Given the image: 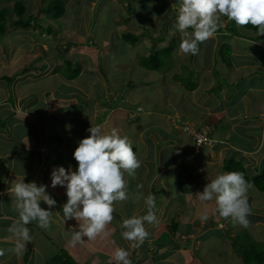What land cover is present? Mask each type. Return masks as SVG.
I'll list each match as a JSON object with an SVG mask.
<instances>
[{"label":"crops","instance_id":"1","mask_svg":"<svg viewBox=\"0 0 264 264\" xmlns=\"http://www.w3.org/2000/svg\"><path fill=\"white\" fill-rule=\"evenodd\" d=\"M64 1L65 12L60 18L63 22L61 21L59 28L62 30V34L59 33V35L65 36L67 34L68 39L71 40L70 34H72L78 43L82 44L86 40L89 43L90 37L88 34L92 32V27L85 20L94 15L95 4L98 0ZM111 1L114 2L115 0ZM123 2L126 5V0ZM140 2V6L154 5L155 12H158V4H161L163 0H158L159 3H155V0H140ZM165 7L169 9L168 6H163L164 9ZM101 9L96 14L98 17L102 12ZM124 12L128 14V19H137L135 16H131L126 9H124ZM26 14L28 15L29 12ZM41 14L44 13H39V18L43 17ZM143 14L141 12L138 19ZM13 31L17 32L18 29ZM19 32L28 40V43L21 45L19 41L14 40L18 45L15 43L13 45H16L15 47L19 50L29 52V54L37 53V58L33 62L30 61L28 66H23V68L22 62H24L26 55L22 56V59L16 60L17 58H14V61L11 62L13 56L7 58L8 55H6L5 57L4 51L2 52L0 48V160L5 165V171L0 182V248L5 249L4 243L9 245V248L14 247V243L4 242V237L9 235L6 231L7 228L18 219V213L12 207L14 197H11L8 192L12 182L16 179L24 178L26 183L35 182L37 186L41 184L46 186V192L57 203L49 209L44 201H40V206L52 211L56 222L47 230L39 227L37 222L28 224L27 227L30 229L33 240L26 244V251L20 256L13 252H5L4 256H0V264L1 261L5 260H7L5 264H44L61 248L68 251L79 264H83L85 259L93 260L90 264H115L111 257L117 247L129 251L130 256L134 254L137 255L136 258L140 257V262L137 264H151L154 257L151 256L152 258L148 259L146 243L138 249H133L130 242L122 238L121 232L123 229L120 225L125 216L118 213H116V217L113 215V224L118 228L117 232H110V235L106 237L98 236L94 240H88L86 236H82L83 243H77L75 246L71 243L73 231H79V222L75 218L64 221L62 211L63 204L67 202L66 187L58 185L53 188L51 186V173L60 166H63L66 171L77 169L78 162L74 159L73 152L78 146V142L90 135L87 130L91 126L99 125L102 131H110L115 127L121 135H126L129 138L135 148V153L142 161L137 173L149 172L154 167L155 171L150 176V179L154 181L148 185V190L143 191L141 189L142 192H147V195L156 196L162 193L164 187H161L160 184L161 175L168 174L166 170L171 169L173 166V164L166 166L161 163L160 166L162 167L157 169L156 166L159 165L153 158L157 155L161 157L163 154L161 149L159 150V140L160 143H166L169 148L174 147V144H176L179 158L182 154H185L188 159H195L198 155L200 166L205 168L202 180L196 184V187L193 186L192 190L187 192L177 191L180 195L178 197L175 196L176 193H169L166 196L162 194V197L159 198V209L155 210L162 220L172 223L174 221H170L168 217L170 214L175 215L176 207L172 206L168 214L167 206L172 201L176 202V199H180V207L183 210L178 209L177 215L179 217H176L175 223L181 233L184 231L181 230L180 224L185 223L188 225L189 222H192L191 225L196 224L197 217H201L206 212H215L214 201L201 203L195 195L203 190L198 189V186L202 185L203 182L208 183L217 174L226 172L222 167L224 159L234 158L240 160L251 175L260 172L264 168V84L262 87H256L252 82H247L255 74H260V72L258 73L259 66L255 61V63H251L247 56H242L241 59L232 58L230 68L236 69L239 67L240 69L235 74L230 70L225 71L226 76L223 77L225 80L219 81L220 84L217 89H214L213 86L215 81L212 77L216 76L211 74V67L203 69L202 64L198 67L194 65L192 77L196 82L195 89L187 90L181 83L176 81V85L172 84V94L166 100L165 106L161 107L157 103L150 106L147 102L152 99H148L142 102L141 105H137L142 107L138 112L129 107V105L135 106L129 102L119 105L116 109L107 110V107L100 108L95 103L89 102L90 96L93 95L91 94L93 75L89 79H85L87 82L83 79L81 81L76 79L81 73L74 79H67L57 69L63 65L65 66V59L67 58L63 57L62 59L60 51L64 47L67 52L69 46L65 47V44L60 45L56 41L49 44V42L38 40L45 37V32H41L39 27H35L33 23L23 33L22 31ZM218 33L221 32L218 31ZM232 34L228 32L225 35L230 36L228 43L231 47V55L234 57L239 49L236 42L235 46L232 43ZM36 35H38L37 40ZM234 38L235 41L244 44L246 42H256L258 46H262L264 49V39L258 38L255 32L249 38L238 34L234 35ZM56 39L55 37L54 40ZM62 40L64 42L63 38ZM144 42L145 39L142 40L141 44L146 47L145 51L148 52L153 45L150 43L148 48ZM71 47L72 51L77 49L74 45ZM212 49L216 61L218 50L214 51L213 44ZM89 53L90 57L94 59L95 53L92 50ZM192 57L189 56V64L194 61V57ZM80 65L82 67L81 72L93 73L94 70L91 71L90 66L85 63H80ZM170 67L165 72L173 68ZM178 73H181V70ZM204 75L208 79L202 83ZM78 79L80 78L78 77ZM240 81L244 83L238 86ZM173 88L175 92H173ZM201 90L204 94H199ZM252 92L254 93L251 94ZM93 93L98 96L97 92ZM257 94L259 95L258 98H256ZM205 95L213 97L217 104H208L206 98H204ZM235 95L237 98L240 97L239 100L242 104H237ZM97 96L96 98H98ZM176 96H181L183 100H186L184 103L187 106L180 108L179 105L174 103L173 100L177 99ZM99 101L103 104L101 99ZM123 105H126L127 108ZM133 110L135 115L138 114V116L136 115L137 118L131 120V116H128V114H131ZM116 114L120 117H116ZM161 118H164L166 128L156 122ZM181 120L183 121L182 124ZM179 121L180 123H178ZM183 124L196 127L212 125L214 135L222 142L212 148L205 146L196 148L191 136L183 132L181 128ZM174 130L179 132L174 134ZM162 132L166 134L160 139L158 135H162ZM252 132L258 134L254 139L250 137ZM173 152L175 153L174 150ZM175 167L176 162L173 169ZM260 193L261 191L257 192L253 186H250L247 192L248 203L251 208V214L247 219L251 225L264 221V207H261L264 205V194ZM184 196L187 197L186 200ZM134 197L135 194L125 201L117 202L118 207L116 210H122L120 213H124L127 205H131L130 210L133 211V215L142 216L138 214V211L143 208V199L136 201ZM156 199L158 198L156 197ZM193 203L195 205L194 210L192 209L193 213L189 214ZM117 204L115 205L117 206ZM183 204H186V206ZM162 205L163 207H161ZM213 216L214 219L211 220L216 221V215L213 214ZM191 217L194 218V221H189ZM230 222V220H227L223 224H229ZM145 225L146 227L150 226L148 223H145ZM164 231L158 233L157 238H160L161 233ZM111 234L115 235L111 237ZM183 234L187 233L184 232ZM149 240L146 241L149 242ZM186 255L189 256V253H186ZM189 257V261L191 259L192 262L189 263L184 260L183 264H197L193 256L190 255ZM181 260L183 259L181 258ZM173 261L167 260L165 264H175ZM163 262L165 261L155 260L154 264H162Z\"/></svg>","mask_w":264,"mask_h":264},{"label":"rangeland","instance_id":"2","mask_svg":"<svg viewBox=\"0 0 264 264\" xmlns=\"http://www.w3.org/2000/svg\"><path fill=\"white\" fill-rule=\"evenodd\" d=\"M13 1L14 0H10L11 3ZM19 1H21L26 6L27 12L33 14V16H37V14H34V8L42 7L44 9L48 3L47 1L50 0H19ZM123 1L125 0H115L114 2H112L111 0L97 1V3L95 4L96 9L94 15H91L92 17L90 19L88 17L85 20L86 23L88 22V25L92 27V32L88 34L90 37L89 39L90 42L88 43V40H86V42H82V44H86V45H82L81 43H78L76 39H74V36L72 34H70L71 40L68 39L67 34L65 36L59 35V33L62 34V30L59 29L61 26L62 19L53 20L45 13L43 15L41 14L43 16L42 18H39L37 16L38 20H36V22L42 27H51L52 33L50 34V36H48V34L45 33L44 34L45 37L41 39H38L37 38L38 35H36L35 36L36 40L38 39L40 41H46L49 42V44L56 41V43H60V45L65 44L64 45L65 47L66 44H68L69 48L67 52L66 50H64V48L61 49L60 51L61 53L60 56L62 57V59L64 57L70 60L71 68L76 67V63L78 62L81 64L85 63L86 65L90 66V69H92L91 71L94 70L92 74H90L87 71H83L78 76L80 79H78V77L76 78L77 80L81 81L82 79L83 80L89 79V77H91L92 75L94 76V80L92 81L93 86L91 91V94L93 95L90 96V101H89L92 102V104L95 103L96 106L100 108H104L107 106H105L104 103L101 104L99 99H101L102 102L104 100H105L104 102H108V100L111 99L112 96L113 97L122 96L123 102H129L130 104H134L135 106L141 105L142 102H145L148 99H152L147 102L150 104V106L155 105L157 103L159 106L163 107L165 106L168 97H170L172 94L171 92L172 84L176 85V80L173 78V75L175 73H178L180 70L181 73L185 74V76H188L189 73L190 72L192 73V71L194 70L193 68L194 65L198 67L200 64H202L203 69H205V67H211V71H212L211 74L213 76H216V77H212L214 78L215 81V84H213L214 89H217V86L220 84L219 82L220 80L222 81L225 80L223 78L226 76L225 71L230 70L233 72V74L239 71L240 69L239 67H237L236 69L227 67L226 65H224V63L221 62V60L218 57L215 61V57L213 56L212 44L214 46V51H217L220 44H222L223 42H229L230 36L225 35L226 33H228L227 31L228 29L226 28H228L229 26L230 27L233 26L237 30V33H233L234 35L237 34L242 35L245 38H249L251 34H253V32H250L249 30L237 25L236 23H231V21H228L226 17H223L222 19L224 20V27H222L221 33H218L217 31L216 35L213 38H210L204 43H201L199 45V48L201 46V49L199 51L202 52L201 53L199 52V54L197 55H193L194 61L191 64H189V56H191V54L184 55L182 52L179 51V44L181 42V37H180V33L174 27L176 22V16L178 13L175 7L173 6V2L171 0H165L167 3L163 1L161 2V4H158V7L161 8V11L159 12L160 15L157 21L152 23L150 22V20L153 19L152 15H148L149 19L144 16L142 17V19H140V21L139 20L136 21L134 18L128 19L129 17L128 14L124 12L126 5L125 2ZM128 1H131L135 6H140L141 3L140 0H128ZM157 2L158 0H155V3ZM90 5L92 4L90 3ZM163 6H168L169 9H166V7L164 9ZM102 7L103 9H101ZM100 9L102 12L101 14H99L98 17L96 14H98V11ZM144 9L151 12V14H153L156 10L154 5L144 6ZM24 17L27 18V14H25ZM141 26H145L146 28L150 29V33L155 38L154 40L159 38L161 39V41L159 40L155 44H153L152 41H150V39L142 38L139 39V41L135 45H130L128 42L121 40L120 35L122 32L130 31L135 34H139ZM164 27H165V32L161 33L162 32L161 29ZM26 30L27 28L20 30L18 29V31L15 32L13 30L8 29L0 37L1 51L2 52L4 51L3 54L5 57L6 55H8L7 58L13 56L11 62L14 61V58H17L16 60H18V59H22V56L26 55L24 57V62H22L23 64L22 67L28 66L30 61L33 62L37 58L36 57L37 53L29 54V52L24 50H19L18 48L15 47L16 45H13V43H15L14 40L19 41L21 45H26L28 43V40L24 38L23 34H20L19 32L22 31L23 33V31ZM189 31H191V29H189ZM233 34L231 35L232 43L235 46L236 45L235 42H236L237 48L239 50L237 51V55H234V57L231 55V57L234 59H239V58L241 59L242 56L245 57L247 56L250 59L251 63L256 62V64L259 66L258 73L260 72V74H255L254 77L248 79L247 82H252V84L256 87H262L264 84V49L262 48V46H258L256 42H246L245 43L246 46H245L244 43L240 41H235ZM55 37L57 38L56 40H54ZM62 38L64 39V42ZM174 38L177 40V45L175 46L171 57L168 58L169 61L166 64L167 67L168 66L173 67L171 70H168L165 73H161L162 71L146 70L138 65V56L149 53L146 52L141 47L142 45L140 42H142V40L145 39L144 44H146L148 48L150 46V43H152L156 49H161L163 47L168 46L170 41ZM9 44L11 45L9 46ZM15 44H17V42ZM70 44L71 46L74 45L77 49L72 51L71 49L72 47L70 46ZM91 50L95 53L94 59L90 57L89 52H91ZM135 51L138 56L136 55ZM256 55H257V60H256ZM34 63L38 65L40 64L38 62H34ZM62 67L65 70L64 65ZM217 77H219L220 79H218ZM207 79L208 77L204 75V77L202 78V83L206 82ZM238 83H239L238 86H241L244 82L240 81ZM185 91L189 93V91L187 90ZM93 92H97L98 96L94 95ZM173 92H175V89L173 90ZM253 93L254 92H252L251 94ZM199 94H204V93L201 90ZM96 96L98 98H96ZM181 96L180 97L176 96L177 99L173 100L174 103L179 105L180 108L187 106L184 103V101L186 100H183ZM205 96L206 97L204 98H206L208 104L210 105L217 104V101H215L213 97L207 95ZM258 96L259 95L257 94L256 98H258ZM239 98L236 97V102L237 104H242ZM131 112L133 114L129 113L128 116L130 115L131 116L130 119L133 120L136 117L134 114L135 111L133 110ZM115 116L120 117V115L117 114ZM100 119L101 118L99 117V120ZM156 122H158L162 127H165L166 125L164 118L158 119L156 120ZM178 123H180V121ZM182 123L183 121L181 120V124ZM206 126L203 127L205 128ZM178 132H179L178 130H174V134H177ZM165 134H166L165 132H162V135H158V136L160 139H162L165 136ZM233 135L231 136L232 138L234 137ZM257 135H258L257 133L252 132L250 134V137L254 139V137H256ZM217 141L222 142L218 138ZM160 149L161 152L163 153L162 156L159 157L157 155L153 158L155 161H157L159 165L156 166L157 169H160L162 167L160 166L161 163L165 164L166 166L170 164H173L174 166V163L176 162V167L175 169H173L172 166L171 169L166 170V173L168 174L161 175L162 177L160 178V184L161 187L164 188L161 194L155 196L158 198L156 199L155 210L159 209V205H160L159 198L162 197V194H165L166 196L169 193H174V194L176 193L175 196L178 197L180 195L179 193H177V191L180 190L182 192H187L189 190H192L193 186L196 187V184L200 180H202L201 178L203 176V171H205V168L200 166L198 155L195 159H188L186 158L185 154H182V156L179 158V154H177L178 148H176V144H174V147L169 148V146L166 143H160L159 140V150ZM172 149L175 151V153L173 152ZM218 150L220 151L219 148ZM154 171L155 169L154 167H152L149 172L136 173L135 178L128 176L127 174L125 175V180L127 181L126 190L129 198L133 197L134 194L136 195L138 191L142 192L141 189L139 190L137 189L136 187L137 184L143 185L142 188L143 191L148 190L147 189L148 185L154 181L150 179V176L154 173ZM161 180H163V182H161ZM206 184H207L206 182H203L202 185L198 186V189L202 190ZM255 190L257 192H260L257 189ZM261 193L264 194V192ZM142 195L147 196V192L145 193L142 192ZM184 197L186 200L187 197L186 196ZM179 200L180 199H176V202L172 201V203H170L169 206H167L168 214L170 213V208L172 206L176 207L175 215L170 214V216L168 217L170 218V221L175 222L176 217H179L177 215L178 209L183 210L180 207L181 202ZM115 204H117V202H115ZM115 204H114L115 211L113 213L114 217H116V213L122 216L124 215L125 218H129L133 216V211L130 210L131 205H127L126 211L124 213L123 212L120 213V211L122 210H116L118 204L117 206ZM184 206H186V204ZM142 207L143 208L138 211L139 215H145L147 212V208L144 203ZM161 207H163V205ZM191 207H192L190 208L191 210H189L188 207V210L190 211L189 214L193 213L192 209L194 210L195 207L194 203L192 204ZM261 207H264V205H262ZM205 214L208 217L207 220H202L201 217L199 218L197 217L198 220L196 224L191 225L192 222L191 223L189 222L188 225H186L185 223L183 225L180 224L181 230L187 234L189 233L188 235L183 234L184 232L181 233V231H178L175 232V234L172 236L173 242H167L166 240L165 241L157 240L158 239L157 237H158V233L167 230V226L171 223L165 221L164 219L162 220V218L159 216V214H157L156 211L158 222L155 224H148L150 225L149 227H146L145 225L146 230L150 234L147 241L151 237L149 242L145 241L146 243L145 246H147L146 253L148 259L150 260L152 258L151 256L154 257L151 261V264H154L155 260L157 261L161 260V262L165 261L162 264H165L167 260L168 261L175 260L173 261L175 262V264H183L184 260L190 263L192 262L191 259L190 261L188 259L190 255L195 258V262H197V264H244L241 261L238 252L233 248L231 244L232 238L238 235L239 237L237 236L238 237L237 239L239 240V243L240 242L243 243L245 237L248 235L249 237L253 239L255 238L256 240L263 239L259 243L263 242L264 244V221L262 223L261 222L254 223L253 225H251V223L248 222V225L245 227L238 223H231V222L229 224L228 223L223 224L227 220L221 218L215 212L214 213L206 212ZM213 214L216 215L217 218L216 221H212L214 219ZM189 221H194V218L192 217L189 218ZM113 222L114 220L107 226V229L110 232H117L118 228L113 224ZM227 230L229 234H227ZM114 235L115 234H111V237H113ZM144 244L142 246H144ZM4 248L5 250L9 249V245L4 243ZM186 253H189V256H187ZM181 258L183 260H181ZM6 262L7 260L3 262L1 261V264H5ZM91 262H93V260L90 261V259H85L83 261V264H90Z\"/></svg>","mask_w":264,"mask_h":264},{"label":"clouds","instance_id":"3","mask_svg":"<svg viewBox=\"0 0 264 264\" xmlns=\"http://www.w3.org/2000/svg\"><path fill=\"white\" fill-rule=\"evenodd\" d=\"M178 9L174 27L180 33L179 51L184 55H197L199 45L213 38L224 27L223 17L243 27L252 25L259 35H264V0H177ZM191 29V31H189ZM89 136L82 138L73 152L78 162L75 171L65 170L63 166L51 173V186H65L67 202L63 204V218H75L79 222V231H73L71 243H83L82 236L94 240L98 236H108L107 226L113 221L115 202L127 200V181L125 175L135 178L142 161L133 150L131 141L113 127L102 131L99 125L91 126ZM137 189L143 185L137 184ZM250 185L242 172L231 171L217 174L196 193L201 203L215 202V212L223 219L242 226L248 225L251 214L247 192ZM14 197L13 210L18 219L8 228L4 242L14 243L7 250L0 248V256L13 252L17 256L26 251V244L33 240L30 229L37 222L43 229L51 228L56 222L53 212L40 206L44 201L49 209L57 202L47 192L46 186H37L35 182L26 183L16 179L8 189ZM136 201L143 199L147 208L145 215H133L123 219L121 236L129 241L131 248H140L149 237L145 223L155 224L156 197L143 196L138 191ZM202 214L201 219L207 220ZM130 253L122 247L115 248L111 259L115 264H132Z\"/></svg>","mask_w":264,"mask_h":264},{"label":"trees","instance_id":"4","mask_svg":"<svg viewBox=\"0 0 264 264\" xmlns=\"http://www.w3.org/2000/svg\"><path fill=\"white\" fill-rule=\"evenodd\" d=\"M163 1L167 3L165 0ZM171 1L173 2V6L175 7L177 11L178 4H175L177 3V0H171ZM47 2L48 3L44 9L42 7L34 8V14H37L38 16L39 13H45L53 20L60 19L65 12V1L64 0H50ZM125 9L129 14H131V16H135L137 18L136 20H139V21L144 16L148 18V15H152L153 19L150 20L151 23L157 21L160 15L159 12L161 11V8H159L158 12L156 11L154 14H151V12L144 9L143 5L135 6L133 5L131 1H128V0H126ZM141 12L142 14L143 13L144 14L141 15V17L138 19L139 14ZM26 13H27L26 6L21 1L14 0L11 3L10 0H0V37L8 29L9 30L26 29L30 25H32V23L35 27H39L41 32H45L46 34H50L52 32L51 27H42L36 22V20H38L37 16H33V14L29 13L30 15L28 14L27 18L24 17ZM231 23H235V22L231 21ZM138 25H141V24H138ZM243 27L247 30H251L257 33L258 38L264 39V35H259L257 29L253 27L252 25L249 24ZM226 29H228L227 31L230 33H237V30L233 26L231 27L229 26ZM161 30H162V32L160 31L161 33L165 32V27L162 28ZM218 31L221 32L222 28H220ZM120 37H121V40L126 41L131 45H135L139 41V39H142V38L152 39L151 41L153 44H155L159 40L161 41V39L159 38L154 40L155 38L150 33V29L146 28L145 26L140 27L139 34H135L130 31H125L121 33ZM176 45H177V40L174 38L170 41L168 46L163 47L161 49H156L155 46L153 45L152 48L149 49L148 54H143L141 56H138L136 53V55L138 56V65L143 67L146 70L162 71L164 73L170 67V66L167 67L166 64L168 63L169 61L168 58L171 57ZM66 46H69V45H66ZM141 47L144 50L146 48L143 45ZM217 55H218V58L221 60V62L224 63L227 67H230L232 65L231 47L228 42H223L222 44H220L219 49L217 51ZM192 56L193 55H191V57ZM70 63H71L70 60L65 59V66H64L65 70L63 69L62 66L58 67L57 69L61 71V74L65 78L74 79L81 73L82 67L80 63L77 62L76 67L71 68ZM192 76H193L192 73H189L188 76H184L183 73H177V74H174V79L178 81L179 83H181L183 87L186 88L187 90H193L196 87V82L193 80ZM104 101L102 103H104V105L107 106V110L116 109L119 105L128 103V102L122 101V96H119V97L112 96L111 99L108 100V102H104ZM123 107L127 108L126 105H123ZM129 107L132 109H136L135 111L137 112L141 109L139 106L137 107V105L136 106L129 105ZM136 115L138 116V114ZM137 116L135 117V119L137 118ZM207 126L212 127L211 136L217 139V137L213 133L214 132L213 126L212 125H207ZM196 128L199 129L202 127H196ZM219 143L220 141H217V143L213 144L212 146L202 145L200 147L205 146V147L212 148V147L217 146ZM133 150L135 151L134 147H133ZM222 167H223V170H225L226 172H231V171L242 172L250 186H253L258 191L264 192V168L260 172L254 175H251L248 172L247 168L244 166V164L240 160H237L234 158L224 159ZM4 171H5V165L0 160V182L2 180V175ZM177 231H178L177 224L175 222H172L171 224L167 226V230L161 233L160 238H158L157 240H160V241L166 240L167 242H173L172 236ZM227 234L229 233L227 232ZM237 236L238 235L232 238L231 244L233 248L238 252L239 257L241 258V261L244 264H263L264 263V244L263 242L259 243L257 240L247 235L243 243L242 242L239 243V240L237 239L239 236L238 237ZM136 256L137 255L132 254L129 257L130 260L132 261V264H137L140 262V257L136 258ZM44 264H79V263L72 257V255L68 251H66L64 248H61L50 259L46 260Z\"/></svg>","mask_w":264,"mask_h":264},{"label":"built area","instance_id":"5","mask_svg":"<svg viewBox=\"0 0 264 264\" xmlns=\"http://www.w3.org/2000/svg\"><path fill=\"white\" fill-rule=\"evenodd\" d=\"M182 130L191 136L196 148H199L202 145L212 146L213 144L217 143V139L211 136V126L197 129L192 125L183 124Z\"/></svg>","mask_w":264,"mask_h":264}]
</instances>
